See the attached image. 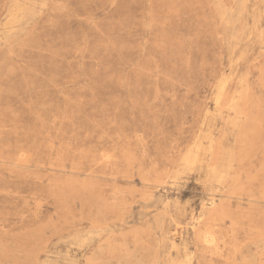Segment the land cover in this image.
I'll list each match as a JSON object with an SVG mask.
<instances>
[{
  "label": "rangeland",
  "instance_id": "1",
  "mask_svg": "<svg viewBox=\"0 0 264 264\" xmlns=\"http://www.w3.org/2000/svg\"><path fill=\"white\" fill-rule=\"evenodd\" d=\"M0 264H264V0H0Z\"/></svg>",
  "mask_w": 264,
  "mask_h": 264
},
{
  "label": "bare ground",
  "instance_id": "2",
  "mask_svg": "<svg viewBox=\"0 0 264 264\" xmlns=\"http://www.w3.org/2000/svg\"><path fill=\"white\" fill-rule=\"evenodd\" d=\"M221 180V179H220ZM223 181V180H222ZM222 183V182H221Z\"/></svg>",
  "mask_w": 264,
  "mask_h": 264
}]
</instances>
